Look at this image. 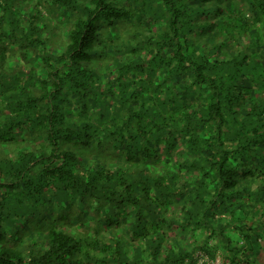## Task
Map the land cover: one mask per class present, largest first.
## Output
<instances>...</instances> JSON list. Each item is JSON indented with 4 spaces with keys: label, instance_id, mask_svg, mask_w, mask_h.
Listing matches in <instances>:
<instances>
[{
    "label": "trees",
    "instance_id": "obj_1",
    "mask_svg": "<svg viewBox=\"0 0 264 264\" xmlns=\"http://www.w3.org/2000/svg\"><path fill=\"white\" fill-rule=\"evenodd\" d=\"M264 264V0H0V264Z\"/></svg>",
    "mask_w": 264,
    "mask_h": 264
},
{
    "label": "built area",
    "instance_id": "obj_2",
    "mask_svg": "<svg viewBox=\"0 0 264 264\" xmlns=\"http://www.w3.org/2000/svg\"><path fill=\"white\" fill-rule=\"evenodd\" d=\"M214 264H218V262L216 261V262H214Z\"/></svg>",
    "mask_w": 264,
    "mask_h": 264
}]
</instances>
